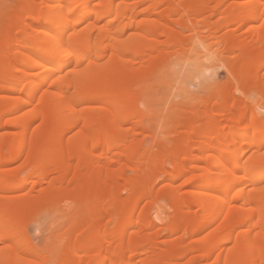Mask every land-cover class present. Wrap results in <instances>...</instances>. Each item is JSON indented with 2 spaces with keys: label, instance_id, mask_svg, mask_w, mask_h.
<instances>
[{
  "label": "bare ground",
  "instance_id": "1",
  "mask_svg": "<svg viewBox=\"0 0 264 264\" xmlns=\"http://www.w3.org/2000/svg\"><path fill=\"white\" fill-rule=\"evenodd\" d=\"M9 1L0 264H264V0Z\"/></svg>",
  "mask_w": 264,
  "mask_h": 264
},
{
  "label": "rangeland",
  "instance_id": "2",
  "mask_svg": "<svg viewBox=\"0 0 264 264\" xmlns=\"http://www.w3.org/2000/svg\"><path fill=\"white\" fill-rule=\"evenodd\" d=\"M9 1V0H8ZM11 1V0H10ZM9 1V2H10ZM203 30H206V28H202ZM205 35H208L210 32L209 31H204L203 32ZM232 77L230 76V74L226 71V70H224V69H220V71H219V76L217 77V79H218V81L220 82V83H225V82H229V80L231 79ZM192 87L190 88L191 89V92H192V94H191V96H189V98L188 99H186V100H189V101H186V103H187V105H190L191 106V102H195L194 100L196 99V98H199V97H201L204 93V91L202 90V88H199V82L198 81H194L193 83H192ZM163 90V89H162ZM159 97H160V99H161V93H160V95H159ZM159 101H163V98L161 99V100H159ZM186 103H185V105H186ZM190 103V104H189ZM193 104V103H192ZM159 105H162V107L161 106H159ZM159 107L160 108H163L164 107V104L163 103H160L159 102ZM186 105V106H187ZM189 107V106H188ZM254 111H256V113H257V115L258 116H264V114H261V112H259L258 110H257V107H254ZM140 137L142 138V137H144L143 135H140ZM147 141H151V138L150 137H147ZM20 164V161H17V162H14V163H12L11 165L13 166V167H15V166H17V165H19ZM47 222V223H46ZM39 223V224H38ZM38 223H34V224H32L31 226H30V228H29V234H30V237H32V240L35 242V243H37V244H43V243H45V241H53V237H51L52 236V234H51V231H50V229H47V226H48V228L50 227V226H52V225H50L51 224V221H50V218L49 217H47V216H43L42 218L40 217V219H39V221H38ZM43 223H45V224H47V225H45V224H43ZM48 223H50V224H48ZM40 224H41V226H40ZM53 224V223H52ZM37 225H39V227L41 228V232H39L38 231V229H37ZM50 225V226H49ZM43 230V231H42ZM52 230V229H51ZM49 238V239H48ZM56 244H59V241H56ZM46 255V254H45ZM44 255V256H45ZM37 257V256H36ZM34 258V260H35V257H31V260ZM39 260V258L37 257L36 258V260ZM37 260V261H38Z\"/></svg>",
  "mask_w": 264,
  "mask_h": 264
},
{
  "label": "snow or ice",
  "instance_id": "3",
  "mask_svg": "<svg viewBox=\"0 0 264 264\" xmlns=\"http://www.w3.org/2000/svg\"><path fill=\"white\" fill-rule=\"evenodd\" d=\"M262 27H264V25H262ZM73 35H75V33H73ZM209 50L205 49L204 50V61L203 64H201L200 62V57L196 56V49L195 47L189 48L188 51L184 54V56L187 58V61L190 65L193 66V72L190 73L191 76H199L201 74V71H203V73H205L209 78H211L212 82H215V72L216 69H210L208 67H205V65L210 64L213 60H215L214 56L209 57L208 55ZM193 57H195L193 59ZM74 71V70H73ZM163 71L161 72V75H163ZM248 99H250L253 103H255V95L253 94L251 97H249ZM170 103V100L168 101ZM257 110L259 112H261V114H264V104H260L257 105ZM37 229L39 228V226H36Z\"/></svg>",
  "mask_w": 264,
  "mask_h": 264
}]
</instances>
